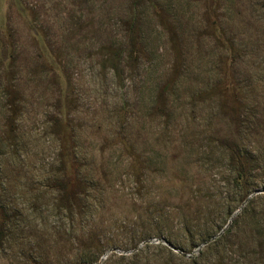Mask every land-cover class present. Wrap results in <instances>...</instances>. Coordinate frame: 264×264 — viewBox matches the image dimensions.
<instances>
[{
    "label": "rangeland",
    "instance_id": "374dc122",
    "mask_svg": "<svg viewBox=\"0 0 264 264\" xmlns=\"http://www.w3.org/2000/svg\"><path fill=\"white\" fill-rule=\"evenodd\" d=\"M0 264H264V0H0Z\"/></svg>",
    "mask_w": 264,
    "mask_h": 264
},
{
    "label": "trees",
    "instance_id": "16d2710c",
    "mask_svg": "<svg viewBox=\"0 0 264 264\" xmlns=\"http://www.w3.org/2000/svg\"><path fill=\"white\" fill-rule=\"evenodd\" d=\"M157 11L159 10L160 11V9H159V7H157V9H156Z\"/></svg>",
    "mask_w": 264,
    "mask_h": 264
}]
</instances>
